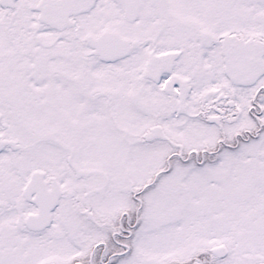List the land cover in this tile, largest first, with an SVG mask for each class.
I'll list each match as a JSON object with an SVG mask.
<instances>
[{
  "label": "snow or ice",
  "instance_id": "obj_1",
  "mask_svg": "<svg viewBox=\"0 0 264 264\" xmlns=\"http://www.w3.org/2000/svg\"><path fill=\"white\" fill-rule=\"evenodd\" d=\"M0 264H264V0H0Z\"/></svg>",
  "mask_w": 264,
  "mask_h": 264
}]
</instances>
